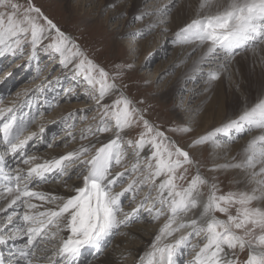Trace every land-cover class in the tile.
<instances>
[{
	"label": "snow or ice",
	"instance_id": "6c2138e0",
	"mask_svg": "<svg viewBox=\"0 0 264 264\" xmlns=\"http://www.w3.org/2000/svg\"><path fill=\"white\" fill-rule=\"evenodd\" d=\"M174 7L173 3L156 11L167 14ZM147 34L140 30L137 35L146 38ZM176 37L177 43L207 45L199 64L218 65L207 72L209 84L241 52L251 51L264 63V0H201L196 18ZM41 44L59 54L64 67L74 65V73L89 86L99 115L78 135L73 131L75 123H66L70 140L87 143L49 160L28 151L30 142L43 138L45 127L25 135L44 112L37 111L29 120L18 119L16 112L29 106V100L0 107V200L6 201L0 204V213L12 209L3 218L6 222L0 223V264H86L85 250L99 252L122 227L138 222L141 210L151 221L164 217L165 222L140 264H181L179 257L187 251L192 254L188 264H264V97L245 103L235 118L193 142V146L210 144L216 149L224 146L219 137L235 142L245 134L258 133L248 141L240 160L232 157L209 169H236L243 174L238 183L244 187L224 193L215 177L200 172L202 165L188 150L147 118L146 109L139 107L142 101L124 94L126 85L119 82L122 72L110 73L89 59L32 0H0V57L23 54L25 46L34 51ZM45 84L37 90L44 91ZM112 96L117 98L104 102ZM4 100L0 97V104ZM79 111L85 112L82 119L87 120L88 110ZM68 118L81 117L69 114ZM136 129H140L136 138L126 139ZM104 133L112 135L102 139ZM46 146L53 144L46 142ZM192 167L196 172L190 177ZM73 180L78 183L70 184ZM50 182L61 184L68 193L35 190ZM125 183L127 187L118 191ZM144 188L148 189L144 198L125 212L126 194L135 202ZM17 239L24 240L22 246L16 245ZM4 248H14V259L6 261Z\"/></svg>",
	"mask_w": 264,
	"mask_h": 264
},
{
	"label": "rangeland",
	"instance_id": "374dc122",
	"mask_svg": "<svg viewBox=\"0 0 264 264\" xmlns=\"http://www.w3.org/2000/svg\"><path fill=\"white\" fill-rule=\"evenodd\" d=\"M134 1L135 0H32L37 7L41 8L44 15L51 19L63 32L74 39L89 59L105 68L110 73L116 71L122 72L123 75L119 82L122 83V85H126V87H123L122 89L124 94L133 100L143 102L139 107L146 109L147 118L162 130H166L168 135L174 137L176 143L180 147L188 150L190 155L202 165L200 172L205 177L216 178L221 192L226 193L228 191L242 189L244 185L238 183V181H241L240 177L237 178L234 173H230L231 171L239 170H209L213 165L220 163L214 156V151L218 148L214 150L210 144L193 146V142L201 135H204L215 128L212 130H204L201 133L196 132L197 129L192 126V122H190L186 115L183 98L176 93L179 87H181L180 85L183 83L182 75L185 73L186 69L188 70V68L192 66V58L195 54L194 53L187 60L180 62L178 65L176 63V65L173 66L174 62L171 61V53H173L175 49H178V47L185 48L188 47V45L194 44L193 41L191 42L192 44L177 43L176 33L182 29L181 27H184L187 23H190L192 19L196 18L197 8L201 1L160 0V2H162L161 4H165L167 1L169 5H172L173 3L175 4V7L172 8L170 12L166 15L164 14L168 18L165 19L164 16L161 18L158 16V13H155L144 16L142 20H137L135 15L137 13L138 15H141V11L142 13H146V11L149 12V8H146L147 5H145V3L138 8L139 10H136L134 7ZM26 2L27 0H20V3ZM170 17H176V20H174L178 21L176 29L174 30L176 32L172 35L173 38L171 37L173 41H171L166 47L164 46L165 48H163L164 53L162 56H156L154 52L160 48L161 45L158 43L162 41L161 39L163 37V32H160L162 31L161 28L171 23V19L173 18ZM165 21L169 22L165 23ZM153 25H155V27H153ZM173 25L175 26V23ZM140 30L149 33L146 35V38H140L137 35ZM129 39H134L133 42L141 43V45H132V42L128 41ZM43 43L47 44L49 41L45 40ZM156 43L157 45H155ZM150 53L151 55L152 53L154 54L153 57H151L152 59L148 57ZM245 53H247L246 56H244ZM241 54L242 55L236 56H238L239 64L243 67L247 77L252 81L250 83V95L254 97L256 95V90L252 85H256L253 82L257 81L256 75L253 73L256 64L254 65V63L252 64L249 61L248 51L241 52ZM46 59L49 60V62H47ZM20 60L22 63H19ZM141 60L142 64L139 63ZM128 65H131V67H128ZM259 65H263L264 67V63L262 62ZM73 68L74 65L64 67L60 63L59 54L46 51L43 44L37 46L34 51L30 46H25L23 54L18 52L13 56L6 53L4 56L0 57V89L3 88L5 92V95L3 96L5 97V100L3 104H0V107L11 106L13 100L23 102L32 97L31 99L37 103L36 106L43 108V102L41 96H39V90L37 89L41 84H45L46 80L51 81L50 84H45V88H47V90L50 89V93H52L53 96H51V101H49L47 110L44 112V119H37V121L26 131L27 133L25 132V135L30 134L32 131L38 133L41 126H44L46 129L48 125L53 124V121H56L57 124L54 125L56 127L53 131H50V134L45 137L46 139L41 144L42 146L45 145V149L43 148L41 150L42 152H47L49 151L48 149H50L46 146V142H51L53 144V147L51 148L53 149L56 147H62V141L58 139L60 136H63L66 141H71L69 143L66 142L63 147L66 149V147L68 148L69 145L71 146L72 144L73 147L70 151L79 148L83 143H87L86 140H70L66 136L69 129L65 124L75 123L73 131L74 134L78 135L81 129L87 127L88 124L94 123L93 117H98L99 115L98 110H95L96 101L91 98V93L88 91L89 86L81 76L74 73ZM38 69L39 72L37 71ZM195 69L196 68L193 70ZM230 81L232 80H230L229 77L227 81L228 83L226 82L225 84L227 89L225 87L223 89V94L221 95L224 106L223 108L225 110H222V113L225 118L230 113H233L236 117L240 112L239 97H234L229 90L230 84L233 85L234 81ZM68 89H72V92L69 93ZM0 93L2 92L0 91ZM117 96L106 98L104 102L111 103L117 98ZM211 99L212 98H210V100ZM73 103L80 105L79 110H88L86 113L87 120L82 119L85 112H80L78 109H70L69 111L64 110L63 112L57 111L65 108L64 106ZM193 104L194 103H189V106H192ZM39 109L41 110V108ZM72 113L74 117L81 118L69 119V114ZM181 127H189L192 131L189 133L171 131L172 129ZM32 128L35 130H31ZM139 131L140 129L132 131L126 139L136 138ZM102 135L111 136L112 133H104ZM245 137L248 138L250 136L245 134L235 142L223 136L219 137V139L223 145L233 147L239 143L243 144L242 142L247 140ZM39 141L40 140H35L34 142H30V150L33 145L38 144ZM202 149H204V151H201ZM29 153L45 159V157L39 155L35 150H32ZM242 156L243 152L239 153L237 160H240ZM223 162L227 163L226 160ZM121 171H123V169H121ZM195 172L196 169L194 167L190 168L189 176L191 177ZM128 182L130 183L131 180ZM157 183H159V181H157ZM52 184L54 186L59 185L55 182L47 183V185ZM42 185H40V187ZM126 187L127 183L123 184L121 188H118L117 190L119 191ZM63 190H65V188ZM147 191L148 189L144 188V190L137 196L135 202L131 201L128 198V194H126L123 198L125 212H131L130 210L139 204ZM205 192H207V189H205ZM140 216L141 219L138 222L131 223L127 227L121 229L125 230L133 228L136 225H141L142 223L145 224L147 213L141 210ZM221 218L224 217L221 216ZM164 222V217H161L159 221H151L149 224H152L153 226L156 225V228L158 226L156 233L152 238L153 240L150 241V244L146 246L144 251L139 253L140 255L131 256L130 253H128L123 257L124 259L122 258L120 263L140 264V257L151 251L150 246L156 235L159 234V229ZM121 229L119 230V233L122 231ZM119 236L123 237L124 234L123 236L122 234L115 235L111 242L113 243ZM112 243H110L111 246ZM110 244H107V247L101 252L100 256L106 254L111 248ZM187 254H189V256H186ZM184 255L185 259L181 261V264H188V262L192 260V257H190V251L185 252ZM188 257L189 260H186ZM243 258L244 257L242 256L241 259ZM123 260L126 262L124 263ZM86 264H90V260H88Z\"/></svg>",
	"mask_w": 264,
	"mask_h": 264
},
{
	"label": "bare ground",
	"instance_id": "6f19581e",
	"mask_svg": "<svg viewBox=\"0 0 264 264\" xmlns=\"http://www.w3.org/2000/svg\"><path fill=\"white\" fill-rule=\"evenodd\" d=\"M161 3L162 2H160V0H135L134 1V7L137 10L141 5L145 4V5H147L146 8H149V12H151L152 14H155V13H157V11H156L157 9H163V8H165L166 5L171 6V5H169L168 1H167V3H165V1H164L165 4H161ZM141 14H142V11H141ZM164 14H165L164 12H159L158 16H160L161 18H163V16H164V18L167 19L168 17H166L165 16L166 14L165 15ZM135 16L136 17L139 16L138 13ZM170 18H173V19H171V23L169 25L161 28L162 31H160V32L161 33L163 32L162 33L163 37L161 39L162 41H160L158 43L159 45H161L160 48L158 47L159 49L157 51L154 50L155 51L154 54L156 56L157 55L162 56L164 53L163 48H165L167 45H169V43L171 41H173V39H171V37L176 32L174 30L176 29V24L178 21H175L176 17H170ZM167 22H169V21H165V23H167ZM174 23H175V26L173 25ZM181 28H183V27H181ZM133 40L134 39H129L128 41L132 42V45H135V44L141 45V43H135V42H133ZM193 43L194 44L189 43L192 45H188V47H185V48L178 47V49H175V51H173V53H171L172 54L171 61L174 62L173 66L176 65V63L178 65L180 62L187 60L189 57H191L195 53L193 58H192V66L190 68H188V70L186 69L185 73L182 75V82L183 83H182V85H180L181 87H179V89L177 90L176 93L179 96H181L184 100L183 104H184V107L186 108L185 112H186V115L189 118L190 122H192V126L195 129H197L196 132L201 133L204 130H212L213 128H216L218 126L223 125L228 120L235 118V115L233 113L229 112L230 114L226 118L222 113V110H224V108H223L224 106H223V100L221 99V95L223 94V89L226 87L225 84L228 81L229 77H230V80L234 81L233 85L230 84L229 90L234 97H239L240 111L244 107L245 103H247L248 105H251L258 98L264 97V86H263L264 85V73H263L264 67H263V65H259V64H261V60H260L259 55H255V54H253V52L248 51L249 61L252 64L254 63V65L256 64L254 67L253 73L256 75L257 81L253 82L256 85H252L256 90V95L254 97L250 95V83L252 81H250V78L247 77V74L245 73L243 67L239 64L238 56H236L233 60H231V62L228 64L227 71L222 72L220 75V78L218 80L213 81L211 84H209L208 80H207V72L209 70H214L218 65L216 63H211V64L204 63L202 65L199 64L200 58L203 56L204 52L207 49V45L201 46L199 41H193ZM155 45H157V43ZM262 47H264V46H262ZM154 54L152 53V55H151V53H150L148 55V57L151 58V57H153ZM240 55H242V54H240ZM246 55H247V53H245L244 56H246ZM46 61L49 62V60H47V59H46ZM220 62L222 63L223 61L221 60ZM19 63H22V61L20 60ZM139 63L142 64V60ZM7 66H8V64H7ZM194 68H196V69L193 70ZM5 76H6V73H5ZM232 81H230V82H232ZM226 89H227V87H226ZM44 90H46V89H44ZM0 91L3 92L4 89L1 88ZM210 98H212V99L210 100ZM189 103L190 104L194 103V104L192 106H189ZM64 107L65 108H63L61 110L59 109L57 111L63 112L64 110L69 111L70 109H73V110L74 109H78V110L80 109V105H76V103L66 105ZM43 117H40L38 119H42ZM215 117H216V119H215ZM56 124L57 123L50 124L46 127V129L48 131H53L54 128L56 127L54 125H56ZM34 128H32L31 130H33ZM257 134H258L257 132H253L251 136L249 135L250 137H248V138L245 137L247 140H244L242 142L243 144L239 143L238 145L236 144L233 147H231L229 145H224L220 149L218 148L216 151H214V156L220 162L219 164H224L223 161H225V160L227 162H230L232 160V157H236V159H238L237 157H238L239 153L243 152V149L246 147L248 141L252 138V136L257 135ZM107 136H110V135H102L101 138L103 139L104 137H107ZM168 136L171 137V139L176 142L174 137H172L171 135H168ZM63 138H64L63 136H60V138H58L59 140L62 141V143H61L62 147H58V148L56 147L54 149L50 148V149H48L49 151L42 152L41 150L44 148L45 145L42 146L41 144H38V145L35 144L33 146L32 150L37 151V153L39 155H42L43 157H45V159L50 160L52 158H58L60 155H63V154L70 152V149L73 147V145L71 144V146L69 145L68 148L67 147H66V149L63 148L66 142H68V143L71 142V141H66V139L65 138L63 139ZM199 151H200V149H199ZM201 151H204V149H202ZM8 166H9V168L13 167V162L11 160H9ZM230 173H234L237 178L240 177V180L242 179L243 174L241 172L231 171ZM69 183L70 184L71 183H78V181L73 180V181H70ZM57 184H59V183H57ZM37 188L38 189H35L37 191H44V192H48V193H52V194H58V195L59 194L60 195H66L68 193V190L66 188H65V190H63L64 187L61 184H59L58 186H54L53 184L52 185L43 184L41 187L39 186ZM34 202L40 203L39 201H34ZM4 203H6V201L0 200V204H4ZM11 211H12V209H8L7 212L0 213V223L6 222L3 218L6 217L9 213H11ZM130 211H132V210H130ZM149 223H151V220L146 217V223L145 224L142 223L143 225L142 224L136 225L133 228H129V229H125V230L121 229L122 231L119 233V235L122 234V236H123V234H124V236L123 237H121V236L117 237L113 243L111 242L113 240L111 238L110 241L108 242V244L112 243V246L110 244L111 248L108 251L106 250L107 252L104 256H100V254H101L100 252L98 254H96L95 256H92V254L90 253V255L86 256V260H90V264H121L120 262L126 254L130 253L131 256L138 255L139 253L144 251L146 246L148 244H150V241L153 240L152 238H153L154 234L156 233V229L158 228V226L156 228L155 224H154L155 226H153L152 224H149ZM9 227H11V226H9ZM122 228H124V227H122ZM151 235H152V237H151ZM15 243L17 246H22L24 243V240L17 239V241ZM105 247H107V246H105ZM10 251L12 253L14 251V249H10ZM6 254L7 253H4L6 261L12 260V259H9L8 255H6ZM186 256H189V254H187ZM190 257H192V254ZM127 259L130 260L129 258H127ZM184 259H185V255H182L181 257H179L180 261H183ZM186 260H189V257ZM123 262L125 263L126 261L123 260ZM133 262H134V259H133Z\"/></svg>",
	"mask_w": 264,
	"mask_h": 264
}]
</instances>
